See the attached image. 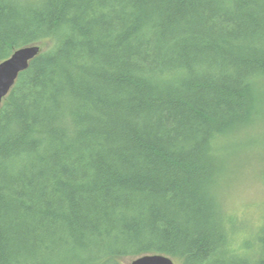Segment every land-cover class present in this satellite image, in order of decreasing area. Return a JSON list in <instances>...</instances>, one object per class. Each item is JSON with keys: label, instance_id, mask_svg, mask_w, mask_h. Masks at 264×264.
Segmentation results:
<instances>
[{"label": "trees", "instance_id": "16d2710c", "mask_svg": "<svg viewBox=\"0 0 264 264\" xmlns=\"http://www.w3.org/2000/svg\"><path fill=\"white\" fill-rule=\"evenodd\" d=\"M28 45L0 264H264V223L236 246L213 191L264 106V0H0V62Z\"/></svg>", "mask_w": 264, "mask_h": 264}, {"label": "rangeland", "instance_id": "374dc122", "mask_svg": "<svg viewBox=\"0 0 264 264\" xmlns=\"http://www.w3.org/2000/svg\"><path fill=\"white\" fill-rule=\"evenodd\" d=\"M255 111L248 126L239 131L242 134L237 140L241 138L242 145L234 158L227 160V175L219 178L213 189L230 220V235L236 246L245 240L254 241V234L264 223V106ZM134 259L123 257L122 263L131 264Z\"/></svg>", "mask_w": 264, "mask_h": 264}, {"label": "water", "instance_id": "95a60500", "mask_svg": "<svg viewBox=\"0 0 264 264\" xmlns=\"http://www.w3.org/2000/svg\"><path fill=\"white\" fill-rule=\"evenodd\" d=\"M41 52L40 45H28L16 50L9 58L0 62V106L9 95L18 77L28 69L31 61ZM131 264H176L165 254H146L135 258Z\"/></svg>", "mask_w": 264, "mask_h": 264}, {"label": "bare ground", "instance_id": "6f19581e", "mask_svg": "<svg viewBox=\"0 0 264 264\" xmlns=\"http://www.w3.org/2000/svg\"><path fill=\"white\" fill-rule=\"evenodd\" d=\"M24 47H25V46H24ZM20 48H22V47H20ZM20 48H19V49H20ZM17 50H18V49H17ZM15 51H16V50H15ZM3 101H4V100H3Z\"/></svg>", "mask_w": 264, "mask_h": 264}]
</instances>
